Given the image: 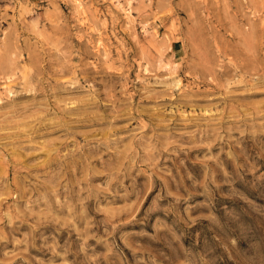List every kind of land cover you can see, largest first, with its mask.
I'll return each instance as SVG.
<instances>
[{"label": "rangeland", "instance_id": "rangeland-1", "mask_svg": "<svg viewBox=\"0 0 264 264\" xmlns=\"http://www.w3.org/2000/svg\"><path fill=\"white\" fill-rule=\"evenodd\" d=\"M0 264H264V0H0Z\"/></svg>", "mask_w": 264, "mask_h": 264}]
</instances>
